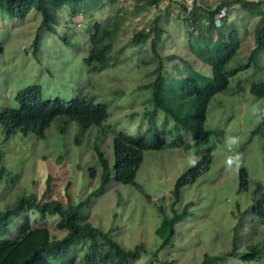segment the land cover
Wrapping results in <instances>:
<instances>
[{
    "label": "rangeland",
    "instance_id": "1",
    "mask_svg": "<svg viewBox=\"0 0 264 264\" xmlns=\"http://www.w3.org/2000/svg\"><path fill=\"white\" fill-rule=\"evenodd\" d=\"M223 1L227 0H162L157 5H149L138 0H91L88 3L90 9L75 18H71L74 17L71 10L64 8L58 13L56 30L59 35L48 29L41 31L39 49L42 42L48 44L43 45L38 59L33 50L41 17L31 13L27 19L17 20L0 12V37L5 46V53L0 56V109L16 106L17 94L27 86L40 85L46 100H54L57 96L72 100L87 93L97 100H93L95 103H107L111 109L107 125L111 127L119 122V125H125L119 126L120 130L125 127L127 131L146 132L149 119L158 117L156 123L150 124L154 131L172 129L177 132L179 130L172 125L169 116L167 124L162 123L163 111L154 105L152 84L157 77L159 61L153 53L154 46L163 59L172 58L166 65L168 70L175 64L180 66L182 60H189L199 72L211 75L209 66L192 54V43L208 34L201 30L205 17L203 10H213ZM243 1L261 5L245 8L232 4L228 27L224 30L236 29L240 39V51L230 66L247 68L239 71L231 79L228 89L210 103L206 121V128L211 131L208 142L196 144L190 133L181 129L183 139L191 143L190 147L180 145L146 151L137 182L150 199L135 186L121 185L113 180L104 191L97 193L99 196L91 199V220L106 231L114 228L110 236L113 235L112 239L126 251L133 250L138 244H144L151 255L157 251L158 247L153 243L157 241L155 231L162 216L158 207L163 205L170 213L176 181L209 150L213 156L210 169L182 190L178 207L183 210L191 204L189 216L177 224L173 247L162 250L158 254L159 260L201 264L206 254L217 256L231 252L234 240L238 252L245 251L250 242H264V222L253 209L264 197V137L255 134L261 124L264 130V99L254 97L249 91L252 84L264 81V52L256 55L258 66L250 60L256 48L258 23L264 28V0ZM194 5L198 7L197 19L190 17L189 20ZM114 20H119L120 24L112 41V56L99 71L86 70L83 58L89 49V36L95 22L104 25ZM153 25H157L160 34L157 39H153L150 31L151 35L145 40H133L139 31H149ZM224 30L220 32L227 36ZM65 34L73 39L71 46H63L59 39ZM217 35L218 31L213 29V41L217 40ZM133 113L142 114L145 120L132 117ZM62 123V119L54 122L46 140L33 135L7 139L0 125V172L2 168L7 172L0 178L1 208L14 204L26 194H34L45 201L58 199L66 203L67 194L72 197L80 194L79 199H84L101 187V172L96 179L88 180L86 185L91 186L81 185L80 174L85 180L88 176L84 171L93 164L91 150L86 147L82 153L76 151L77 124L70 123L66 136L62 137L55 129L56 126L60 129ZM175 137L178 133L168 134L165 138L171 143ZM110 143L112 145L111 134L100 144L105 155V148H110ZM242 168L248 173L247 191L240 190ZM9 173L12 174L10 177ZM57 222V218L50 219L47 225L54 237L62 238L65 234L55 230ZM100 244L101 241L97 246ZM78 254L81 257L83 251ZM134 260L130 264H158L153 255L144 252ZM237 260L238 253L213 264H233Z\"/></svg>",
    "mask_w": 264,
    "mask_h": 264
},
{
    "label": "trees",
    "instance_id": "2",
    "mask_svg": "<svg viewBox=\"0 0 264 264\" xmlns=\"http://www.w3.org/2000/svg\"><path fill=\"white\" fill-rule=\"evenodd\" d=\"M89 1L91 0H0V12L7 18L17 20L27 19L31 13L41 17L33 50V54L38 59L43 45L48 44L42 42L39 49L38 46L42 39L41 31L48 29L52 33L56 32V36L59 35L56 30L59 25L58 13L67 8L73 12L74 17L71 18L78 17L79 13L87 12L90 9ZM138 1L157 5L162 0ZM232 4L242 5L245 8L251 6L258 8L261 5L259 2L227 0L221 2L213 10H203L205 17L201 30L207 31L208 34L204 39L198 38L192 43V54L209 66L211 75L199 72L189 60H182L180 66L175 64L168 70L166 65L172 58L167 56L163 59L154 46L153 53L159 58L156 68L157 77L152 84L154 105L158 110L163 111L162 123L167 124L169 116L172 125H176L179 130L177 132L172 129L154 131L150 124L156 123L159 120L158 117L155 120L149 119V124H146V132L127 131L125 127L124 130H120L118 127L125 125H119V122L111 127L107 125L111 117V109L107 106L108 104L95 103L96 99L87 93L72 100H63L59 98L61 96L55 97L54 100H46L45 91L40 85L27 86L17 94L16 106L7 105L0 109V125L7 139L18 135H20L19 138L24 139L23 137L33 135L37 139L46 140L49 137L48 130L54 122L56 124L58 119H62L63 123L60 125V129L57 126L55 129L60 132L62 137H65L67 126L70 123H76L79 134L74 138V146L77 147L75 150H81L79 152L82 153L83 149L88 147L93 159V164L84 171L89 178L84 180L80 174L78 180L82 186L89 187L91 185H86L88 180L92 181L96 179L98 173H102L101 187L88 194L84 199H79L80 194H76L75 197L67 194V202L64 203L58 199L45 201L34 194H26L19 197L14 204L0 207V264H77V262L80 264H106L107 261H110L111 264H130L132 259L137 260L143 252L148 256L153 255L155 261L158 260V264L175 263L174 260L160 261L158 254L162 250L173 247L172 239L176 235L177 224L184 217L189 216L191 204L186 205L183 210L178 207L181 202L182 190L194 184L210 169L213 163L210 150L203 153L196 164L176 181L172 192L173 201L170 213L163 205L158 207L162 216L155 231L157 241L153 243L158 248L152 255L146 252L144 244H138L133 250H124L112 239L113 235L110 236L115 231L114 228L106 231L94 224L90 218L89 206L91 199L94 196H99L97 193L104 191L112 180L121 185L135 186L150 199L151 197L137 182L138 172L144 163V154L146 151L163 150L180 145L185 148L190 147L191 143L185 142L181 129L190 133L196 144L208 142L211 131L206 128V121L210 103L216 95L228 89L231 79L239 71L247 68L244 66L236 69L230 66L240 51L238 31L232 30L233 28L229 30L230 32L224 30L228 27L229 11ZM194 6L189 14V20L190 17H197L198 7ZM217 17L219 18L217 19ZM218 22L221 24L218 25ZM119 24V20L104 25L95 22L93 32L89 36V49L83 58L86 70L95 73L110 59L114 46L112 41ZM213 29L218 31L216 41L212 40ZM221 30L226 31L227 36L220 32ZM150 31L153 32V39L160 36L157 25H153L149 31H139L133 40H145L151 35ZM201 36L203 37L202 34ZM59 37L63 46L72 45L73 39L69 38L67 34ZM255 43L256 48L252 51L250 60L255 62V66H258L256 55L260 51L264 52V28L261 27L260 22L255 31ZM4 53L5 46L0 37V56ZM249 91L254 97L264 99V81L252 84ZM131 116L142 121L145 120L144 116L139 113H133ZM175 133H178V137L168 143L166 135L174 136ZM255 133L264 137L262 124ZM110 134L112 145L110 143V148H105L107 151V155H105L100 144L103 138ZM66 145L70 146L71 144ZM61 157L63 158V155ZM62 158L58 160L61 161ZM6 174L5 168H2L0 178ZM8 175L10 177L12 174ZM48 185H50V180ZM248 186V173L245 168H242L240 170V190L247 191ZM253 209L256 210L260 220L264 222V199L259 200ZM30 213L34 214L30 215ZM34 216L36 217L34 218ZM49 218L58 219L55 230H60L65 234L62 238L53 236L52 229L47 225ZM40 222L41 224H39ZM99 241L101 244L98 247ZM80 251H83L81 257L78 254ZM236 253L239 254V260L233 264H264L263 241L257 244L250 242L245 251L238 252L236 240L233 241L231 252L217 256L206 254L201 264L222 262L228 257H233Z\"/></svg>",
    "mask_w": 264,
    "mask_h": 264
},
{
    "label": "clouds",
    "instance_id": "3",
    "mask_svg": "<svg viewBox=\"0 0 264 264\" xmlns=\"http://www.w3.org/2000/svg\"><path fill=\"white\" fill-rule=\"evenodd\" d=\"M105 104H107V103H105ZM108 106H109V105H108ZM257 130H258V129H257ZM257 130H256L255 132H257ZM255 134H259V133H255ZM263 199H264V197H263ZM263 199H262V200H263ZM189 209H190V208H189Z\"/></svg>",
    "mask_w": 264,
    "mask_h": 264
}]
</instances>
